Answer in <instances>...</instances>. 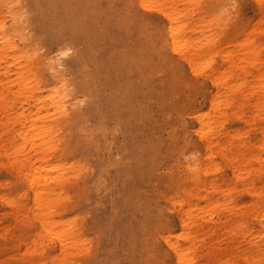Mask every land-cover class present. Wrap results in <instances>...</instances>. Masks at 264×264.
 Segmentation results:
<instances>
[{"label":"rangeland","instance_id":"1","mask_svg":"<svg viewBox=\"0 0 264 264\" xmlns=\"http://www.w3.org/2000/svg\"><path fill=\"white\" fill-rule=\"evenodd\" d=\"M128 1H17L29 40L15 60L0 53L6 62H0V264L38 257L51 264L58 253L47 233L41 256L31 236L23 238L42 229L34 218L27 227L18 222L29 216L32 191L17 183L12 168L22 169L28 182L35 159L22 166L28 145L22 144L23 153L11 146L36 120L35 110L16 96L20 81L51 84L53 69L61 72L71 120L62 122L57 151L36 177L52 187L62 174L59 208L47 220L70 222L71 236L83 239L79 255L65 253L69 264H176L161 235L186 243L176 238L182 234L177 210L191 211L190 205L197 208L185 228L195 237L192 264H264V0H159L176 13L173 28L182 29L176 43L180 54L193 58L194 73L166 45L159 11ZM6 6L0 3V22L8 24ZM59 49L71 55L62 58ZM19 66L26 72L21 79ZM36 92L50 94L48 88ZM54 114L46 104L32 134L42 125L41 135H56ZM207 122L218 131L210 161L196 134ZM250 155L259 159L237 166ZM207 163L209 170L198 172ZM188 167L204 184L215 178L214 191L207 183L211 193L199 187L184 194L181 188L191 185ZM227 186L233 190L222 196ZM209 198L230 202L212 211ZM20 206L25 210L17 211Z\"/></svg>","mask_w":264,"mask_h":264},{"label":"bare ground","instance_id":"2","mask_svg":"<svg viewBox=\"0 0 264 264\" xmlns=\"http://www.w3.org/2000/svg\"><path fill=\"white\" fill-rule=\"evenodd\" d=\"M4 1L7 2L8 5L10 6V7L6 6L7 10H9V13H10V15H9L10 20H9L8 24L3 22V21L0 22V48H1L0 53L6 52L7 57L10 56V58L15 60V59H17V57L14 56L13 54H15L16 52H18L20 50L19 45H24V44L28 43L29 35L26 34V26L23 25L21 22L20 17H22V14L20 12L21 7L18 6V2H17L18 0H0V3H4ZM131 2H134L139 7H142L145 9H153V10L159 11V13L163 16V19L165 21V30H166L165 34L166 35H165L164 40H165L166 45L168 47H170V49L172 50L173 53H177L176 55H179V57L186 62V64L189 66L192 73L197 71L196 63L193 61V58L190 57V54H183V55L180 54L181 50L179 49V47L176 43V36L178 35V33H180L182 31V29L178 30V29L173 28V26L175 24V20H176V13L167 12L166 10L162 9L159 0H129L128 1V3H131ZM160 9L163 11H160ZM244 48H245V50H247L249 52L252 51V47L250 45H246V46H244ZM22 50L24 51V49H22ZM63 51H61V49H59V52H63ZM0 59H2V57H0ZM25 60H27V59H25ZM0 62H3V61H0ZM3 63H6V62H3ZM10 64L15 65V63L13 61L10 62ZM22 70H23V68H21V66L16 67V71H17L19 79H21V75L26 74V72H22ZM53 70H54V73H56L55 74L56 76L54 77L53 82L51 84H48L47 82H44L43 80L42 81H32L29 77H27V81H24V82L20 81V83L18 85V87L21 85V88H20L18 95H16V96L19 97L20 99H22L23 101H25L24 104L26 107H28L29 109L35 110V111H33L32 115L36 116V120L31 121V122L29 121L28 126L25 129L26 132H22V134H18V133L16 134L17 136H15V137H17V139L15 140V137L13 138L11 146L14 149L15 148L19 149L20 153H23V150H26V149L22 146V144L25 143L28 145V149H29L28 154H30V156L23 154V156H22L23 159H22L21 164H22V166L24 165V167H25L26 163H32V160L35 159V162L31 164V167L34 168L32 171L34 176H32V175L29 176L30 178L28 179V182H27L26 177H24V175L22 174V172H23L22 169L21 170H14L12 168V170L14 171L13 175H15L14 179L17 181V183H23L24 182L25 187H27L28 189H30L32 191L31 198H30L31 206L28 209V211L30 212L29 216L24 217L26 220L22 219V220H19L18 222H20L24 227H27L29 220L31 218H34L37 220V222L39 223V225L42 229V232H39L38 230L36 232H31V233L27 232L28 234L24 235L23 238L29 239L28 236L30 235L31 236L30 242L34 246V248L32 250H34V252H36V254L38 256H41L42 254H45V252L42 249L43 244L45 243L43 241V237H44L43 234L47 233L46 238L48 237L49 240L54 239V241L56 242V245H57V249H58V251H57L58 253L56 252L57 254L49 257L51 264H69L68 263L69 260L65 259V257H66L65 253L69 252L70 250H75V252H76V249L78 248L77 244L80 243V240L82 242L83 239H78L77 237L74 238L71 236L72 230H71V225L69 224L70 222L62 224L61 220L60 221H53V222H49L47 220V219H49L50 213H52L54 211L53 209L59 208V205L56 206L54 203H56V198L58 200H61V194L60 193H61V187H62V174H59L56 177V179L54 180L55 184L52 187H50V184L48 181L45 182L41 178L36 177V174L40 173V171L42 169L41 164L47 162V157H48L47 155L53 154V153H55V151H57V143L62 140V138L60 139V135L62 136V122H66V121L71 120V116L68 115V110H66V105H65V100L69 96L67 95V93L65 91L62 90V78L59 75L61 72L58 70L56 71L55 69H53ZM215 77L216 78L214 81L211 82V85L217 89L218 86L221 85V83H219L220 79H221V75H217ZM25 84H26V86H25ZM43 88L44 89L48 88V91L50 92V94L43 96V95H39L36 92L37 90L41 91ZM46 104H50L51 107L53 108V110H55L54 121H59V123H60L59 125H56V127H57L56 135L55 134L41 135L39 130L42 129V125L41 126L38 125L35 128V130H38V132L34 133V135H33L32 133H33V130L35 127V125L33 126V124L36 121H38V122L42 121V119L41 118L39 119L38 116L44 110ZM75 117H76V114L74 115V118ZM219 118H222V115H221V117H218V119ZM213 125H214V122L204 123L201 125L199 131L196 132V134L199 137V140H202L201 143H202L204 152L207 155L208 161L211 160L210 154H211V152H212V150L216 144V141H217L216 137L218 134L216 127H214ZM38 135H40V136L38 139H36ZM56 136H57V139H56ZM34 137H36V138H34ZM203 140L205 141V143L203 142ZM218 152L221 154V156L223 157L224 160L229 161V164H231L233 159L228 154H226V151L224 150V148H222ZM206 155H205V157H206ZM251 159L257 161L259 159V157L257 155H250L246 158L243 157L242 161H241V163H243V164H237V166L245 165L244 163L250 162ZM38 164H39V166H37L35 168L34 166H36ZM207 165H208L207 167L205 166L204 168H198V170H199L198 172L204 173L208 169V167H210L209 163H207ZM192 168L193 167H190V168L188 167L191 185L183 186L181 188V191L184 194H188V195L197 194V192H195V191H194L195 193L193 192V189L197 190V188L199 189V187H202V189L204 190L205 188H207L206 187L207 183L211 188H213L212 191H214L215 178L212 177V178L208 179L206 181V183L204 184V181L201 180V177H199V175L196 174L197 170L192 169ZM249 173L250 172H247L245 175H248ZM234 177L237 178L238 180L242 181V182H245V179L241 177V174H238ZM243 184L245 185L246 182ZM39 185H40V187H38ZM247 187L244 188L245 191L251 192L250 190H246ZM241 188H243V187L241 186ZM231 190H233L232 187L227 186L226 189L224 188V192H221L220 194H222V196H223V194L224 195L228 194ZM206 192H209V191H207L205 189V193ZM209 193H211V192H209ZM252 193L253 192H251L250 195H252ZM212 196L213 195H210V197H212ZM262 196H264V195H262ZM226 199H228V198H226ZM205 202H206V207L209 210H212V209L219 208V206H223L224 204H228L230 201L225 202V201H222V199L219 200L218 198H216V199L209 198V199H206ZM190 208H191V211H190V209H184L183 207L180 206L179 211L177 210V212H179L178 219H179V225H180L181 230H182V234L176 238L183 240L184 242H186L185 244L182 245V244L178 243L176 241V239H172L171 237L173 235L172 236L170 234H165L163 236L161 235V239L164 241L163 243H165L167 248L172 253L176 264H192L193 260H194L193 256H192V251L195 247V244H194L195 237L192 235V233L185 232V228H186V225L187 226L189 225V223H186V221L191 218V214L194 215L193 210H195L197 208L194 207L193 205H190ZM226 209H227V207H226ZM16 210L22 211V210H25V208H22V207L16 208ZM189 211L191 213L190 215H189ZM198 214H196V215H198ZM194 226H195L196 230L198 228H200V226L198 224L194 225ZM47 247H48V245H47ZM26 253L28 254V252H26ZM76 254L79 255L78 252H76ZM68 256H71V255H68ZM73 257H75V255ZM39 261H41V260L38 257L35 260V262L34 261H28V262H25L24 264H42ZM20 262L21 261H19V263H17V264H20ZM77 263H79V262H77Z\"/></svg>","mask_w":264,"mask_h":264},{"label":"clouds","instance_id":"3","mask_svg":"<svg viewBox=\"0 0 264 264\" xmlns=\"http://www.w3.org/2000/svg\"><path fill=\"white\" fill-rule=\"evenodd\" d=\"M59 55H60L62 58H67L68 56L71 55V49L66 50V51H63V52H60Z\"/></svg>","mask_w":264,"mask_h":264}]
</instances>
